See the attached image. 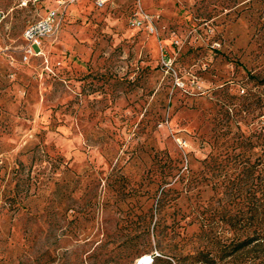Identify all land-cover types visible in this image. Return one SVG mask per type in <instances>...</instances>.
Here are the masks:
<instances>
[{"label": "rangeland", "instance_id": "374dc122", "mask_svg": "<svg viewBox=\"0 0 264 264\" xmlns=\"http://www.w3.org/2000/svg\"><path fill=\"white\" fill-rule=\"evenodd\" d=\"M55 1L0 0V264H264V0H76L25 61Z\"/></svg>", "mask_w": 264, "mask_h": 264}, {"label": "trees", "instance_id": "16d2710c", "mask_svg": "<svg viewBox=\"0 0 264 264\" xmlns=\"http://www.w3.org/2000/svg\"><path fill=\"white\" fill-rule=\"evenodd\" d=\"M263 148H262V164L260 168H257L254 165L248 166L247 168L245 167V179L247 180V183H249V191H250V197L251 199H255L256 194L260 195V200H261V214H262V219H261V231H259V238L255 237V236H251L249 238H246L242 241H236L234 243V252H239L240 250H242L246 245L251 244L253 242H255L258 239H262L264 238V143H263ZM261 158V157H260ZM205 160H211V154L205 159ZM169 167V166H168ZM168 170L170 171L171 169L168 168ZM168 171V172H169ZM170 174V173H169ZM166 175V173L159 174L156 175L155 177V181L154 183H156L157 185H159L158 189H157V207L159 209H165L166 206L170 203V201L172 200V195H173V191H172V187H166V185H169L170 182L167 181L168 176L170 177V175ZM257 174V177H255V175ZM183 178V177H181ZM252 209H255V205L252 206ZM256 210H254L255 212ZM255 214V213H254ZM187 259H191L192 261L189 264H196L198 262H200V257L198 253H191V254H187L185 256H180L176 262L177 264H185L184 262ZM150 264H171L168 260V258L166 257V255L164 254H160L158 256H151V263Z\"/></svg>", "mask_w": 264, "mask_h": 264}, {"label": "built area", "instance_id": "2783aa9c", "mask_svg": "<svg viewBox=\"0 0 264 264\" xmlns=\"http://www.w3.org/2000/svg\"><path fill=\"white\" fill-rule=\"evenodd\" d=\"M75 1L76 0H56L55 6L50 9L44 17L25 28L22 34L25 43L23 55L25 61H28L32 56L38 55L43 41L58 32L67 7ZM97 4L102 5V0H98ZM151 19L152 17L147 14L137 12L131 18L130 25L136 28L142 26H147L149 28L151 27Z\"/></svg>", "mask_w": 264, "mask_h": 264}, {"label": "bare ground", "instance_id": "6f19581e", "mask_svg": "<svg viewBox=\"0 0 264 264\" xmlns=\"http://www.w3.org/2000/svg\"><path fill=\"white\" fill-rule=\"evenodd\" d=\"M149 260L150 258L148 256H142L134 264H147L146 262Z\"/></svg>", "mask_w": 264, "mask_h": 264}, {"label": "water", "instance_id": "95a60500", "mask_svg": "<svg viewBox=\"0 0 264 264\" xmlns=\"http://www.w3.org/2000/svg\"><path fill=\"white\" fill-rule=\"evenodd\" d=\"M147 263V262H146Z\"/></svg>", "mask_w": 264, "mask_h": 264}]
</instances>
